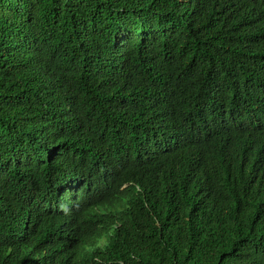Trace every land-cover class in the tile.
<instances>
[{"label":"trees","instance_id":"trees-1","mask_svg":"<svg viewBox=\"0 0 264 264\" xmlns=\"http://www.w3.org/2000/svg\"><path fill=\"white\" fill-rule=\"evenodd\" d=\"M0 264H264V0H0Z\"/></svg>","mask_w":264,"mask_h":264}]
</instances>
